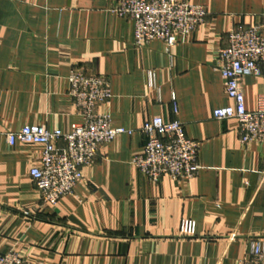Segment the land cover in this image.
<instances>
[{
  "label": "crops",
  "instance_id": "crops-1",
  "mask_svg": "<svg viewBox=\"0 0 264 264\" xmlns=\"http://www.w3.org/2000/svg\"><path fill=\"white\" fill-rule=\"evenodd\" d=\"M186 1L208 9L206 22L167 51L159 39L135 45L118 0H0V254L36 264H242L264 237V142L243 144L237 121L213 114L234 104L218 50L233 29L264 25V0ZM74 68L108 77L112 98L99 111L134 132L104 145L74 193L49 207L29 174L44 146H11L5 133L26 124L66 133L81 122ZM243 88L255 110L264 66ZM157 115L200 143L194 177L153 182L131 164L146 142L141 126Z\"/></svg>",
  "mask_w": 264,
  "mask_h": 264
},
{
  "label": "built area",
  "instance_id": "built-area-1",
  "mask_svg": "<svg viewBox=\"0 0 264 264\" xmlns=\"http://www.w3.org/2000/svg\"><path fill=\"white\" fill-rule=\"evenodd\" d=\"M114 10L133 21L136 46L144 47L159 39L167 51L180 37H190L208 15L205 6L186 0H118ZM263 66L264 25L230 31L228 44L218 50L216 67L234 104L218 107L213 114L216 119H235L243 144L264 142V94L258 96L257 108L249 110L243 88V79L259 75ZM69 82V94L82 116V121L74 123L70 131L64 133L43 124H26L5 133L11 146L17 142L44 146L29 174L42 204L49 207H55L60 199L74 193L84 178V167L95 160L104 145L134 132L115 126L108 114L99 111L112 98L108 77L74 68ZM140 130L146 142L132 157L131 164L151 181L159 182L164 176L180 180L197 175L201 169L200 143L186 136L183 122L157 115L145 121ZM61 139L66 142L62 148L58 146ZM0 264L36 263L11 250L0 254ZM242 264H264V237L251 241Z\"/></svg>",
  "mask_w": 264,
  "mask_h": 264
}]
</instances>
